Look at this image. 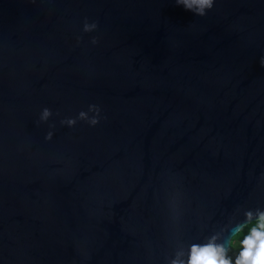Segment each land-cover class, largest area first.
Here are the masks:
<instances>
[{
  "label": "water",
  "instance_id": "95a60500",
  "mask_svg": "<svg viewBox=\"0 0 264 264\" xmlns=\"http://www.w3.org/2000/svg\"><path fill=\"white\" fill-rule=\"evenodd\" d=\"M261 58L264 0H0V264H170L232 241L264 209ZM92 104L96 126L60 123Z\"/></svg>",
  "mask_w": 264,
  "mask_h": 264
},
{
  "label": "clouds",
  "instance_id": "9594fccd",
  "mask_svg": "<svg viewBox=\"0 0 264 264\" xmlns=\"http://www.w3.org/2000/svg\"><path fill=\"white\" fill-rule=\"evenodd\" d=\"M175 3L195 15L205 16L214 7L215 0H175ZM97 28L98 24L96 22L90 23L85 19L84 32H93ZM91 42L97 44L99 41L98 38L93 37ZM261 65L264 66V58H261ZM89 113L95 115L90 116ZM100 113L101 108L96 104H92L89 105L87 111H80L78 116L74 118H64L60 123L68 127H75L78 121H85L91 126H96L100 123ZM52 116V110L45 107L41 111L38 123H46ZM50 127L55 128V124L50 125ZM53 134L52 131H49L45 138L51 140ZM244 215L246 221L235 224L231 229L236 237L235 240L222 241L219 234H213L203 244H192L187 253V258H185V250L183 248L179 249L175 254V258L170 260V264H233V258L229 255L230 244L234 245L237 241L241 245V250L235 257L234 264H264V209L247 210ZM253 221H255L254 226L240 240L239 237L243 234L246 223H252Z\"/></svg>",
  "mask_w": 264,
  "mask_h": 264
},
{
  "label": "trees",
  "instance_id": "16d2710c",
  "mask_svg": "<svg viewBox=\"0 0 264 264\" xmlns=\"http://www.w3.org/2000/svg\"><path fill=\"white\" fill-rule=\"evenodd\" d=\"M255 222L252 224H249L248 226H246L243 230V234L240 235L239 239L242 240L243 239V235H247L248 231L250 230V228L252 226H254ZM236 237L234 236L232 240H235ZM241 250V245L239 244V242L237 241V243H235L234 245L230 244V251H229V255L233 258V264L235 261V257L239 254V251Z\"/></svg>",
  "mask_w": 264,
  "mask_h": 264
}]
</instances>
